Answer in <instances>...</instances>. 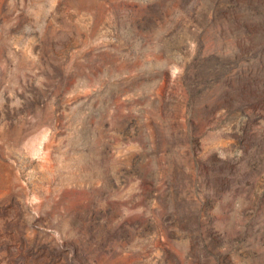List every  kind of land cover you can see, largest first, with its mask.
Wrapping results in <instances>:
<instances>
[{"label": "rangeland", "instance_id": "obj_1", "mask_svg": "<svg viewBox=\"0 0 264 264\" xmlns=\"http://www.w3.org/2000/svg\"><path fill=\"white\" fill-rule=\"evenodd\" d=\"M0 264H264V0H0Z\"/></svg>", "mask_w": 264, "mask_h": 264}]
</instances>
